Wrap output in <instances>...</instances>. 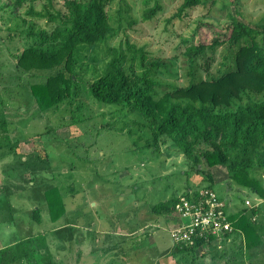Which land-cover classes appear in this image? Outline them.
<instances>
[{
    "label": "rangeland",
    "instance_id": "374dc122",
    "mask_svg": "<svg viewBox=\"0 0 264 264\" xmlns=\"http://www.w3.org/2000/svg\"><path fill=\"white\" fill-rule=\"evenodd\" d=\"M65 1L0 0V264L4 254L15 255L9 264H264L262 242L252 248L238 243L235 250L230 235L207 238L194 251L180 249L172 231L182 221L181 208L179 214L178 205L157 214V203L186 197L190 188L212 189L229 212L255 211L252 219L264 235V198L251 188L229 186L222 164L210 171L214 181L207 180L205 162L195 170L170 139L154 143L140 113L101 102L90 88L116 48L127 73L148 72L158 82L156 98L193 79L222 75L234 67L237 52L226 41L231 15L260 24L264 0H203L174 18L184 0H104L113 33L79 46L67 71L75 79L71 97L43 110L31 85L65 67L29 72L17 66V57L30 45L53 44V17L66 12ZM156 4V14L145 19V9ZM216 39L225 42L207 47L191 64L187 48ZM129 43L144 49V60L140 53L132 57ZM253 176L264 187V169L257 167ZM55 186L66 206L56 221L45 194ZM208 245L223 261L216 255L206 260Z\"/></svg>",
    "mask_w": 264,
    "mask_h": 264
},
{
    "label": "trees",
    "instance_id": "16d2710c",
    "mask_svg": "<svg viewBox=\"0 0 264 264\" xmlns=\"http://www.w3.org/2000/svg\"><path fill=\"white\" fill-rule=\"evenodd\" d=\"M201 3L203 0H184L173 18L181 17L187 8ZM65 4L66 12L59 11L53 17L58 21L50 34L53 44L48 47L30 45L17 57V66L29 72L65 67V70L48 76L45 82L31 85L32 94L43 110L57 107L71 97L75 79L67 71L73 70L79 46L101 42L114 30L104 0H66ZM158 8L160 5L156 4L145 9L144 18H152ZM231 18L226 41L230 47L237 48L235 65L218 77L193 79L188 85L176 86L156 98L154 85L158 82L148 76V72L127 73L120 66V51L116 48L107 71L91 82L90 88L99 101L119 104L140 113L152 130L154 143L158 145V141L170 139L195 164V170L200 171L205 162L207 180L214 181L210 171L222 164L228 172L229 186L235 183L239 188H251L264 198V187L253 176L257 167L264 169V22L252 25L234 14ZM224 42L216 39L210 45H191L186 54L193 64L195 57L207 47ZM128 48L132 57L140 53L141 59H145L143 48L131 43ZM254 94L263 97L258 99ZM1 124L3 130L7 129L5 119ZM212 185L207 186L214 188ZM45 194L51 218L56 221L66 209L61 191L55 186L48 188ZM184 194L193 202L201 199L199 188H190ZM179 201L180 197L174 196L157 203L153 210L157 214L173 212ZM249 208L255 210L257 205ZM247 209L230 213L228 218L234 230L245 234L247 247L252 248L260 243L261 235L255 225L257 218H250ZM35 211L39 215V207ZM252 215L257 213L254 211ZM207 241L197 238L194 244L179 242L178 246L183 251H194ZM2 257L1 264L15 260L14 254Z\"/></svg>",
    "mask_w": 264,
    "mask_h": 264
},
{
    "label": "built area",
    "instance_id": "2783aa9c",
    "mask_svg": "<svg viewBox=\"0 0 264 264\" xmlns=\"http://www.w3.org/2000/svg\"><path fill=\"white\" fill-rule=\"evenodd\" d=\"M194 193V192H191ZM201 199L199 202H193L190 197H182L175 208L179 214L181 208V222L179 227L172 231V237L177 242L194 244L198 238L223 239L233 233L234 225L229 220L227 203L219 197L214 190H200ZM193 195V194H192ZM221 201L223 203H221ZM248 206L251 202L246 200Z\"/></svg>",
    "mask_w": 264,
    "mask_h": 264
},
{
    "label": "crops",
    "instance_id": "0c3cea01",
    "mask_svg": "<svg viewBox=\"0 0 264 264\" xmlns=\"http://www.w3.org/2000/svg\"><path fill=\"white\" fill-rule=\"evenodd\" d=\"M217 166H219V165H217ZM227 177H229L228 176V172H227V176H226V178ZM235 212H238V209L236 210V211H234L233 213H235ZM231 213V212H230ZM247 214H248V216L251 218L252 216V213H248L247 212ZM256 224V223H255ZM258 230V232L260 233V235L262 236L263 235V233L260 231V229H257ZM264 236V235H263ZM229 239H230V241H227V242H230L229 243V247H233L235 250H236V246H237V244L238 243H240V244H242V245H244V246H247V244H246V240H245V234L241 231V230H235V232L234 233H232V234H230V236H229ZM264 239V238H263ZM261 241H262V243L264 244V240H260V243H257V245L256 246H261ZM224 243V242H223ZM254 247V246H253ZM207 249H208V252H211V254L210 255H208L206 258V260L207 261H210V262H212V261H214L215 260V255H216V257L218 258V260H221V261H223V257H221L220 255H223V254H219V252L220 251H217V252H214V251H216V249H214L213 247H209V245H208V247H207ZM209 249H211V250H209ZM234 250V251H235Z\"/></svg>",
    "mask_w": 264,
    "mask_h": 264
}]
</instances>
